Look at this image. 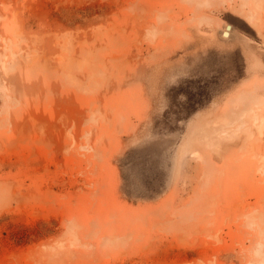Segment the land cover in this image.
Listing matches in <instances>:
<instances>
[{
    "label": "rangeland",
    "instance_id": "obj_1",
    "mask_svg": "<svg viewBox=\"0 0 264 264\" xmlns=\"http://www.w3.org/2000/svg\"><path fill=\"white\" fill-rule=\"evenodd\" d=\"M192 2L0 0V264H264V0Z\"/></svg>",
    "mask_w": 264,
    "mask_h": 264
},
{
    "label": "bare ground",
    "instance_id": "obj_2",
    "mask_svg": "<svg viewBox=\"0 0 264 264\" xmlns=\"http://www.w3.org/2000/svg\"><path fill=\"white\" fill-rule=\"evenodd\" d=\"M194 1V4H195V2L196 3H198V2H201V1H203V0H193ZM251 0H241V2H242V5L243 6H249L250 4H248L249 2H250ZM256 4H257V6L260 4V2H261V0H253ZM205 2V1H204ZM191 3V2H190ZM193 4V2H192V4L191 5H194ZM190 5V4H189ZM195 6H196V4H195ZM247 6V7H248ZM256 6V5H255ZM191 7V6H190ZM257 8V7H256ZM248 10V9H247ZM259 11H260V9H259ZM250 12V11H249ZM248 14H251L252 15V12L251 13H248ZM253 20H256V19H254V17L252 18ZM250 21H252L251 19H250ZM226 29H227V32H229V33H232L233 32V28H232V26H226ZM147 34V33H146ZM255 113V112H254ZM255 115V114H254ZM255 117H257L256 115H255ZM263 121V120H262ZM247 226V225H246ZM251 228V227H250Z\"/></svg>",
    "mask_w": 264,
    "mask_h": 264
}]
</instances>
